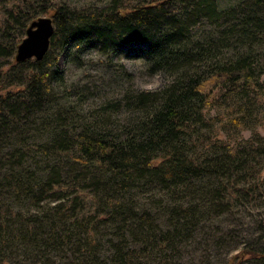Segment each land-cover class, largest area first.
Segmentation results:
<instances>
[{"label":"trees","instance_id":"16d2710c","mask_svg":"<svg viewBox=\"0 0 264 264\" xmlns=\"http://www.w3.org/2000/svg\"><path fill=\"white\" fill-rule=\"evenodd\" d=\"M41 16L54 29L47 52L17 63ZM202 20L212 31L194 36ZM134 42L168 84L79 115L58 56L84 47L113 56ZM263 46L264 0L225 11L214 0H111L97 11L0 0V264L47 262L62 250L80 264H142L202 219L264 196V63L255 57ZM121 105L129 117L117 128L111 113ZM143 188L161 194L154 206L165 229L135 205ZM246 261L264 254L243 249L227 264Z\"/></svg>","mask_w":264,"mask_h":264},{"label":"rangeland","instance_id":"374dc122","mask_svg":"<svg viewBox=\"0 0 264 264\" xmlns=\"http://www.w3.org/2000/svg\"><path fill=\"white\" fill-rule=\"evenodd\" d=\"M63 3L84 11H97L108 7L111 0H61ZM131 6L144 5L151 0H125ZM217 10L225 11L236 8L246 0H214ZM48 17V16H41ZM50 18V17H48ZM193 30V35L206 34L212 27L204 20ZM143 44L136 42L122 47L113 56L104 54L95 48L84 47L74 51L70 56L62 53L57 63L62 71L66 89L71 93L68 102L81 116L110 102L120 101L135 91L156 92L162 89L171 77L165 71L150 68L145 53L141 51ZM235 50H228L229 57ZM261 63H264V46L256 50ZM131 91V93H130ZM128 92V93H127ZM130 93V94H129ZM111 113L114 127H120L129 117L124 106ZM264 138V124L257 128ZM243 138L249 136L245 131ZM264 177V170L262 173ZM134 203L141 209L149 210L155 225L159 229L166 228V215L162 205L154 204L160 199L157 189H141L133 194ZM103 230L104 235H110ZM243 249H252L264 254V196L257 201L245 202L232 207L227 212L207 219H202L192 234L184 238L175 249L166 255H153L142 259V264H227L230 257ZM103 258L110 256L109 248L103 247ZM23 260L22 258H20ZM19 264H80L78 256L69 250L62 254L51 255L47 262L35 258L23 260ZM104 264H112L106 261ZM242 264H264V262L246 261Z\"/></svg>","mask_w":264,"mask_h":264},{"label":"water","instance_id":"95a60500","mask_svg":"<svg viewBox=\"0 0 264 264\" xmlns=\"http://www.w3.org/2000/svg\"><path fill=\"white\" fill-rule=\"evenodd\" d=\"M53 30L51 18L39 17L32 21L25 31L24 38L17 46L15 61L21 63L29 59H42L48 50Z\"/></svg>","mask_w":264,"mask_h":264}]
</instances>
